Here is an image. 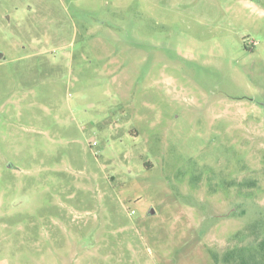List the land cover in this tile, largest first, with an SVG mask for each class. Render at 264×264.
Wrapping results in <instances>:
<instances>
[{"label":"rangeland","instance_id":"rangeland-1","mask_svg":"<svg viewBox=\"0 0 264 264\" xmlns=\"http://www.w3.org/2000/svg\"><path fill=\"white\" fill-rule=\"evenodd\" d=\"M263 241L264 0H0V264Z\"/></svg>","mask_w":264,"mask_h":264},{"label":"trees","instance_id":"trees-1","mask_svg":"<svg viewBox=\"0 0 264 264\" xmlns=\"http://www.w3.org/2000/svg\"><path fill=\"white\" fill-rule=\"evenodd\" d=\"M224 262L228 264H264V241L256 247L249 246L228 252Z\"/></svg>","mask_w":264,"mask_h":264}]
</instances>
